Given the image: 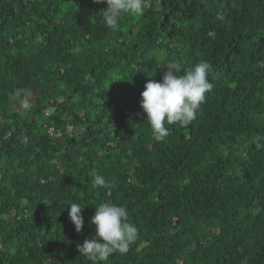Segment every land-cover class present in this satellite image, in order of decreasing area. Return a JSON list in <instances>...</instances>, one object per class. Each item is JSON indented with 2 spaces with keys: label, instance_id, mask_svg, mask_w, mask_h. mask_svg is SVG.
I'll list each match as a JSON object with an SVG mask.
<instances>
[{
  "label": "trees",
  "instance_id": "trees-1",
  "mask_svg": "<svg viewBox=\"0 0 264 264\" xmlns=\"http://www.w3.org/2000/svg\"><path fill=\"white\" fill-rule=\"evenodd\" d=\"M106 7L0 0V264H92L104 202L139 234L102 264H264V0H145L118 30ZM171 61L208 62L212 88L157 142L141 93Z\"/></svg>",
  "mask_w": 264,
  "mask_h": 264
},
{
  "label": "clouds",
  "instance_id": "clouds-1",
  "mask_svg": "<svg viewBox=\"0 0 264 264\" xmlns=\"http://www.w3.org/2000/svg\"><path fill=\"white\" fill-rule=\"evenodd\" d=\"M95 2L106 3V9L101 11L106 25L113 30L119 29L123 15H143L145 11V0H95ZM217 19H224V13L218 12ZM164 67L167 71L162 80H148L140 100V106L147 114L152 137L157 142L169 135L166 125L179 123L186 126L194 121L206 100V92L212 88L209 79L212 66L206 61L186 69L183 63L178 61L168 62ZM60 101H63L62 97ZM22 107L28 109L29 102L25 100ZM92 186L107 190L114 187L101 174L93 177ZM82 207L83 204L80 203L70 204L69 217L77 232L81 231L84 224ZM90 222L95 225V234L91 238H86L82 244H77V249L79 254L92 264H102L115 253L126 254L138 239L139 230L134 223L129 222V212L124 205L111 202L95 205V214Z\"/></svg>",
  "mask_w": 264,
  "mask_h": 264
},
{
  "label": "built area",
  "instance_id": "built-area-1",
  "mask_svg": "<svg viewBox=\"0 0 264 264\" xmlns=\"http://www.w3.org/2000/svg\"><path fill=\"white\" fill-rule=\"evenodd\" d=\"M49 131L52 132V128H50Z\"/></svg>",
  "mask_w": 264,
  "mask_h": 264
}]
</instances>
